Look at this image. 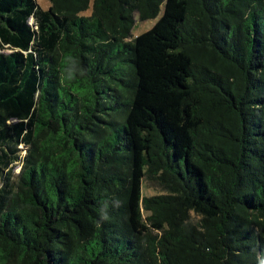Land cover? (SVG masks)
Returning <instances> with one entry per match:
<instances>
[{"label":"trees","instance_id":"1","mask_svg":"<svg viewBox=\"0 0 264 264\" xmlns=\"http://www.w3.org/2000/svg\"><path fill=\"white\" fill-rule=\"evenodd\" d=\"M49 1L0 0V264H264V0Z\"/></svg>","mask_w":264,"mask_h":264},{"label":"rangeland","instance_id":"2","mask_svg":"<svg viewBox=\"0 0 264 264\" xmlns=\"http://www.w3.org/2000/svg\"><path fill=\"white\" fill-rule=\"evenodd\" d=\"M36 1L43 10H48L51 6V3L49 0H36ZM90 14H91V10L87 11L86 13H83V15H86V16L90 15ZM162 14H163V9H162L160 15L156 19H151V20H147V21H143V22L139 21L138 16L136 15L135 16L136 22H135V26L132 30V36L137 37V36L141 35L142 33L153 28V26L161 18ZM15 170L17 172H19L20 166L18 165ZM158 192H159V188H157V186L155 184L150 183V182L144 183L143 196H147V197L152 196V195L157 194Z\"/></svg>","mask_w":264,"mask_h":264}]
</instances>
